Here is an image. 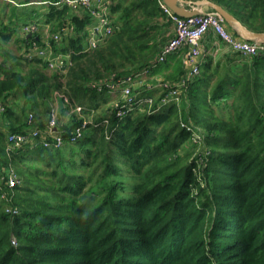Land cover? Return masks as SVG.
Segmentation results:
<instances>
[{
	"label": "trees",
	"instance_id": "16d2710c",
	"mask_svg": "<svg viewBox=\"0 0 264 264\" xmlns=\"http://www.w3.org/2000/svg\"><path fill=\"white\" fill-rule=\"evenodd\" d=\"M32 1L6 4H44ZM212 1L250 29L264 31V0ZM48 5L36 20L12 7L9 22L42 19L56 29L71 19L73 35L59 47L54 42L57 50L70 52L71 64L51 69L43 58L25 53L22 64L0 61V101L7 104L2 116L10 131L28 130L30 113L42 103L49 115L61 90L86 114L107 104L110 94L90 83L148 66L173 36L138 59L134 46L143 50L156 41L151 30L158 18L172 21L159 0H118L112 12L120 28L107 38V55L101 45L87 50V18L73 15L69 5ZM1 25L0 38L10 40L15 28ZM17 36L28 44L30 38ZM181 50L152 74L168 81L184 76ZM114 56L129 64L115 69ZM27 64L32 66L25 69ZM19 93L22 103L13 99ZM166 93L122 119L106 107L97 120L108 116L109 124L91 125L76 142L69 137L78 115L61 119L60 147H8L0 132V264H264V51L208 55L179 100L159 107ZM183 123L200 132V142ZM45 124L35 116L34 126ZM10 169L20 178L15 187L8 184ZM7 205L19 213L7 212Z\"/></svg>",
	"mask_w": 264,
	"mask_h": 264
},
{
	"label": "built area",
	"instance_id": "2783aa9c",
	"mask_svg": "<svg viewBox=\"0 0 264 264\" xmlns=\"http://www.w3.org/2000/svg\"><path fill=\"white\" fill-rule=\"evenodd\" d=\"M12 1V0H11ZM58 7L69 5L72 8L73 15L81 19L90 18L91 22L86 24L88 32L86 36L87 50L98 48L111 34L120 28V24L115 20L112 12L114 0H55L50 3ZM32 3H49L48 1H33ZM160 7L165 14L171 19L174 27V35L162 45L159 53L151 60L148 66L134 72L120 74L114 72L107 78L92 81L90 88L99 93H109L110 100L107 103L109 112L115 114L120 119L126 117L131 111L143 107L145 104H152L155 101L156 90L160 93H167L160 96L159 107L171 101H178L182 91L188 87L200 73L204 62L206 61V53L204 52L201 42L204 35L209 29H214L219 36L232 48L236 53L242 55H255L264 51V42L250 41L238 36L232 28L229 27L225 18L215 10L202 9L199 14L189 17H182L176 14L173 9L168 6L164 0H159ZM41 29L40 23L31 21L21 26V34L30 38L28 44L32 47L26 49L27 56H39L48 63L51 69H65L71 64L70 52H57L54 42L58 43L65 38L73 35L74 26L71 19L65 24L52 30L47 28L42 36H39ZM20 30V28H19ZM29 35H31L29 37ZM187 48L185 52L184 63L186 72L177 81L160 80L151 81L153 78L152 71L173 53ZM206 56V57H205ZM153 91L154 95L145 94ZM64 101V102H63ZM64 104L73 114H77L80 123L75 126L69 137L70 142H76L83 137L91 125L100 126L109 124V117H105L102 121L93 118L92 109L86 114L83 105L77 104L68 95H60L56 97L49 109V115L44 128L33 125L35 114L30 113L28 122L30 128L26 131H9L6 136L8 147H21L29 143L41 142L43 145L60 147L64 145L65 138L63 132L59 129L61 121V108ZM7 104L0 101V116L6 111ZM183 126L193 131V139L200 142L202 136L200 132L195 131L192 127L183 123ZM108 133V130H107ZM35 139L38 140L35 142ZM1 141V137H0ZM20 183V178L14 169H10L8 175V184L15 187ZM6 197V194L3 195ZM7 212L11 214L19 213V209L7 205ZM16 243V239H14Z\"/></svg>",
	"mask_w": 264,
	"mask_h": 264
},
{
	"label": "rangeland",
	"instance_id": "374dc122",
	"mask_svg": "<svg viewBox=\"0 0 264 264\" xmlns=\"http://www.w3.org/2000/svg\"><path fill=\"white\" fill-rule=\"evenodd\" d=\"M8 1L12 2L13 4H15L17 6V4H19L18 2L20 0H12V1L11 0H0V5H1L0 6V28L3 27V25H1V22H5L9 25V27L11 26V27L15 28V30H16L15 32H12L13 34H12V37L10 38V40L3 41L2 38H0V43H2V46H3L2 47L0 45V61L4 62L6 64V66L14 65V64H17L20 62L22 64V59L24 58L22 56V54L25 53V55H27L26 49H28V48L30 50H32L31 49L32 47H30L29 44H25L24 42H19L17 40V38H18L17 34L19 32L21 33V26L23 25L24 22L20 17H18V18L13 17L14 23L12 25L10 24L9 21L12 18V13H13V9H12L13 6H11V5H13V4L9 3L7 5L6 2H8ZM33 1L35 2V1H41V0H33ZM46 1H48L49 3H44V4H39V5L21 6V7H16V8L13 7V8L16 9V11H15L16 15L20 14L22 10L26 9L28 12L29 11L32 12L31 14H33V17H34L33 19H35V18L37 19L38 17L42 16V14L44 12H46L48 10V7H49L48 4H50V1H52V0H46ZM2 3H3V5H2ZM41 20L42 19H40L41 23L46 24L44 22V20H42V21ZM166 21L168 22V20L164 17L158 18V22H159L158 25L151 30L152 31L151 33L153 35L157 36L156 41L151 40L150 44L147 45L143 50H137V48L134 46L135 57L140 59L144 55L151 54L155 50L156 45H159L161 42H163L164 39H168L170 36H172L175 33L174 25L171 22H168L166 25H164V23ZM89 22H91V19L87 18V25ZM19 28H20V30L17 31ZM52 30H54V29H52ZM160 31H163V33H161ZM105 41L101 44L100 49L106 50V54L108 55L107 47L109 46V43H108L109 41L108 40L106 42ZM123 41L129 45H133V42H134V40H131L128 37H125V39ZM139 41L143 42V43L147 42L143 38L139 39ZM62 42L63 41H61L60 44ZM114 58H117V59H115V62L117 64V67H115V69L120 68L121 65L127 66L129 64L128 59H126V58H123V60H120L117 56H114ZM30 66H32V65L27 64V67L25 66V69H28ZM123 66H121V67H123ZM48 69L49 68H47V70ZM50 72H51V70L49 69L47 73L50 74ZM58 93L61 96L62 95L67 96V93L64 92L63 90L56 92V94H58ZM68 96L70 97L69 94H68ZM13 99L19 100L22 103L24 97L21 95V93H19V94L14 95ZM85 99L88 100V96H85ZM52 101L53 102L55 101V97L52 99ZM75 102L77 104H79L78 101H75ZM79 105H81V104H79ZM106 107H107V104L101 102L100 106L98 108H95L94 109L95 111L92 112L93 118L97 119V116L102 114L105 111ZM32 112L35 114L36 118H38V120H40L42 122H45L47 117H48V111H47V109L43 103L40 104L37 108H35ZM37 141L38 140L35 139V142H37ZM5 143L7 144L6 141H5Z\"/></svg>",
	"mask_w": 264,
	"mask_h": 264
},
{
	"label": "water",
	"instance_id": "95a60500",
	"mask_svg": "<svg viewBox=\"0 0 264 264\" xmlns=\"http://www.w3.org/2000/svg\"><path fill=\"white\" fill-rule=\"evenodd\" d=\"M165 3L170 6L173 11L182 16L189 17L199 14L204 7L211 8L219 12L226 20L230 28H232L238 36L250 41L264 42V31H254L239 20L233 13L227 10L221 4H218L212 0H164ZM188 4L192 5V8H188ZM31 35H29L30 37Z\"/></svg>",
	"mask_w": 264,
	"mask_h": 264
},
{
	"label": "crops",
	"instance_id": "0c3cea01",
	"mask_svg": "<svg viewBox=\"0 0 264 264\" xmlns=\"http://www.w3.org/2000/svg\"><path fill=\"white\" fill-rule=\"evenodd\" d=\"M118 0H114V4L117 3ZM188 8H192V5L188 4L187 6ZM203 9L209 10L210 8L208 7H204ZM38 23H40L41 25V29L39 32V36H42L45 33V30L47 28L50 27V29H53V27H51L52 25L50 23L45 22L46 24L41 23L40 21H37ZM174 35V34H173ZM202 48L204 50V52L206 53V56L208 55H213L215 57H219L227 52L230 53H235L232 48L219 36V34L214 30V29H209L208 32L204 35L202 42H201ZM187 48H183L178 55L180 56L181 59H185V52H186ZM57 52L60 50H56ZM62 52V51H61ZM205 56V57H206ZM173 68V67H172ZM171 70V69H170ZM168 72V71H167ZM165 79V75L161 74V73H154L153 74V78L151 79V81L157 82L160 80ZM156 92L155 95L160 94V90H156L154 91ZM62 104V103H61ZM66 108L64 110V112L62 111L61 107ZM61 119H63L62 121H65L66 119H70L72 115H74L65 105H61ZM48 119V117H47ZM47 119L45 122H47ZM10 124L8 121H6L5 119H3V116H0V132H5L6 136L7 133L10 131ZM7 142V141H6Z\"/></svg>",
	"mask_w": 264,
	"mask_h": 264
}]
</instances>
